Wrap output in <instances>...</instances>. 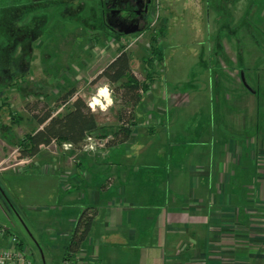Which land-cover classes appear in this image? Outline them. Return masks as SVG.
Segmentation results:
<instances>
[{"label":"crops","instance_id":"crops-1","mask_svg":"<svg viewBox=\"0 0 264 264\" xmlns=\"http://www.w3.org/2000/svg\"><path fill=\"white\" fill-rule=\"evenodd\" d=\"M161 25L164 32L160 41L168 27L164 20ZM90 39L102 41L104 49L116 46L119 53V43L113 37L97 33ZM130 41L131 45L137 40ZM161 83L152 84L142 94L135 107L136 125L124 143L98 152L82 148L52 153L48 150L53 143L27 158L17 157L15 149L16 162L7 167H3L8 159L6 147H0V173L18 166L27 170L39 159L45 164L41 173L46 170L56 172L54 177L60 175L58 202L62 206L55 218L65 219V224L60 230L49 231V246L44 248L37 240L44 264H264V159L253 155L264 129L245 146L230 139L225 148L217 140L219 146L209 152V132L202 135V148H195L196 142L185 137L187 132L181 137L183 145L179 132L168 128L177 120L174 107L180 105L182 97ZM164 116L169 120L163 122ZM139 120L144 125H139ZM255 120H246L241 127L235 123L237 131L240 128L241 133ZM171 137L176 140L171 142ZM186 142L194 145L189 147ZM121 146L126 149H119ZM71 152L75 161H71ZM207 153L222 156V161L216 156L211 159V154L206 157ZM130 154L135 162L124 161V155ZM163 155L170 156L169 164L162 162ZM108 157L114 162L103 171L107 178L102 179L98 170ZM230 165L235 167L233 171ZM90 207L96 210L90 232L79 252L64 259L77 220ZM6 243L0 239V245Z\"/></svg>","mask_w":264,"mask_h":264},{"label":"rangeland","instance_id":"rangeland-1","mask_svg":"<svg viewBox=\"0 0 264 264\" xmlns=\"http://www.w3.org/2000/svg\"><path fill=\"white\" fill-rule=\"evenodd\" d=\"M96 1L85 0L82 3V0H74L71 10L75 13L69 16L65 0H32L30 2L33 3L24 8L13 5L1 18L0 88L1 85H6L7 80L16 81L24 87L22 91L15 87L8 90L10 98L7 103L10 104L14 115L18 114L22 117L20 124H15L10 130H3L2 124L9 123V110L5 109L0 117V147H6L5 155L8 157L3 167L16 162L13 155L15 149L14 154L19 157L16 140L11 141V139L33 132L38 126L26 109L28 102L39 100L40 109H43L47 103L51 109H54V114L59 113L63 111V107L58 109L57 99L67 87L71 86L81 89L77 95H83L87 99L85 91H90L97 83L93 84L89 81L96 78L112 56L118 54L116 46L104 49L102 41L96 43L90 39L91 35L82 30V15L89 9H95ZM210 3V0H160L159 21L153 24L152 32L144 33L136 43L128 47V51L134 54L132 60L136 69L135 74L143 80L145 77L143 67L138 66L143 63L140 58L147 53L149 37L154 33L153 30H158L163 20L166 22L167 33L160 41V46L165 52V60L156 67L161 73L160 80L163 87L182 97L180 105L174 107L173 116H177V120L168 128L179 132L182 144L181 137L187 132L185 137L193 143L195 141L197 149L205 145L202 135L206 136L205 134L209 132L210 137L206 145L209 147V152H214L215 147L219 146L217 140L222 141L223 144L220 145L226 148L225 141L229 144L230 139L237 138L236 134L240 133V128L237 131L235 123H239L241 127L244 121L255 120L257 96L245 92L241 94V91L234 93V89L241 88L242 73L239 74V67L236 66L237 51L234 44L228 39L224 40L225 53L228 57L222 54L216 59L211 55L210 48L215 31L213 20L216 13L211 10ZM244 6L245 2L241 1L232 9L236 21L242 15ZM260 9L254 8L253 17L260 11V26L264 29V4H261ZM89 11L90 14H94ZM154 17V11L151 9L147 16L148 21L154 20ZM137 36L136 33L131 34L129 39L134 41ZM248 46L250 47L249 43ZM249 52L254 55L252 57L254 61L253 49ZM233 66L236 67L232 68ZM260 68L258 71L263 78L261 82L264 83V64ZM9 77L12 79H8ZM226 78H229L228 81L223 82ZM99 81L104 82L105 79ZM113 95L114 103L111 111H106V114L99 110L95 112L100 113L105 129V132L98 133L106 134L101 138L108 140L114 137L119 126L117 112L121 109L119 96ZM144 103L147 104L146 101ZM143 106L145 105H141ZM140 120L139 125H144ZM167 120L169 117L164 116L163 122ZM226 127L233 133V137L227 135ZM170 140L174 142L176 138L171 137ZM259 140L253 155L255 159L263 160V135ZM193 143L187 145L190 147L194 145ZM83 146L82 148L85 149ZM122 146L119 149H126ZM74 149L77 148L65 150L62 146L53 144L48 151L58 153L60 150H72L73 152ZM72 152L70 153L72 158L69 157L71 161H75ZM133 154L124 155V161L135 162L132 159ZM210 154L211 159L216 156L222 161V156L215 153H207L206 157ZM167 158L164 157L165 161L162 160L165 165L170 163ZM113 162L110 157L106 159L102 169L98 170L100 178H107L103 171L107 172V168L111 167L110 163ZM136 163L140 162L136 161ZM44 165L37 159L34 165L27 166V170L18 166L0 173V226L9 228L23 239L28 248V256L35 264H44L37 240L44 248L49 246V231L60 230L59 226L63 228L65 224V219L55 218L58 208L62 206L58 202L60 189L57 183L60 175L56 174L57 177H54L56 172L49 174L45 172L46 170L41 173L40 169ZM231 168L232 171L235 169L234 166ZM256 207L263 208L260 205Z\"/></svg>","mask_w":264,"mask_h":264},{"label":"trees","instance_id":"trees-1","mask_svg":"<svg viewBox=\"0 0 264 264\" xmlns=\"http://www.w3.org/2000/svg\"><path fill=\"white\" fill-rule=\"evenodd\" d=\"M30 1L32 0H0V20L4 16L5 11L12 8L13 5L16 4L24 8V6H29L33 3ZM65 1L67 13H69V16H73L75 11H72L71 8L74 0ZM112 1L97 0L96 4H94L97 10L96 8L89 9L94 14H90L88 10L87 13L82 15L83 32L91 36L96 33H104L106 36L113 37L119 43L118 55L91 81L94 84L104 78L111 83L114 90L113 94L118 95L120 99L121 109L117 112L119 126H117L114 137L108 140L107 146L124 143L129 139L132 129L136 125L135 107L140 103L142 94L149 91L152 84L161 79V73L156 66L163 64L165 60L164 50L160 46V36L164 32V26L160 25L159 29L153 30L154 33L149 37L147 53L143 57L142 67L145 77L143 80L138 78L134 72L132 53L128 51L131 42L128 39L129 36L111 28L106 22L105 13L109 10L107 6ZM241 1L245 2V6L242 15L236 21L232 9L236 8ZM84 2L85 0H82V3ZM107 2L109 5L106 4ZM210 2L211 10L216 13L213 20L215 31L211 42V55L216 59L222 54L226 55L225 39L234 44L237 51L236 66L239 67V74L243 72L246 81L245 85L241 77V88L234 89V93L241 91V94L245 92L253 94L255 97L257 96L255 123L248 126V128H244L241 133L236 134L237 138L234 137L245 146L249 138L264 129V83L261 82L263 78L258 71V68L261 69L260 66L264 64V29L260 26V11L259 14L253 17L254 8L258 7L261 10L260 6L264 4V0H210ZM153 6L154 0H151L147 16ZM137 8L138 6L135 5L133 0H128L125 16L134 18V10ZM147 31L152 32L150 20L145 29L136 34H144ZM250 49H253L255 53L254 61H252L254 55L252 56V53L249 52ZM229 78L224 79L223 82L228 81ZM8 79L11 80L12 77ZM5 84L1 85L0 88V117H2L5 109L9 110L10 124L2 125L1 128L10 130L22 118L20 115L12 113L10 104L7 103L10 98L8 90L15 87L17 90L22 91L24 87L16 81L9 82L7 80ZM77 93L78 88L69 87L59 96L56 106L58 108L63 106V111L56 114H54V109H51L47 103L43 109H40L39 100L26 104L27 111L33 116L40 128L26 133L22 138L16 140L20 158L33 157L40 152L43 146H50L53 143L59 146H62L63 143H71L75 148L81 149L89 134L101 132L104 125L101 121L100 113L91 111L85 104V97L77 95ZM39 111L43 113L41 114ZM246 124H248V121ZM225 130L228 136L233 137V133L227 127ZM103 135L104 137L106 136V134L101 133V136ZM95 214L96 210L94 207L84 210L81 214L66 247L64 259L75 256L79 252L90 232ZM20 245L25 247L22 241Z\"/></svg>","mask_w":264,"mask_h":264},{"label":"built area","instance_id":"built-area-1","mask_svg":"<svg viewBox=\"0 0 264 264\" xmlns=\"http://www.w3.org/2000/svg\"><path fill=\"white\" fill-rule=\"evenodd\" d=\"M152 10L154 11L155 17L154 20H150L151 28H153V24L157 23L160 19V0H154ZM142 35L143 33L138 35L134 42L136 40L138 41ZM101 137V133L98 132L89 134L83 144L85 150L98 152L104 149L107 146L108 139H103ZM89 145H94L95 150L93 151ZM62 148L70 150L75 147L71 143H63ZM0 239L7 242L6 245H0V264H34L32 259L28 256L27 248L21 247L20 237L14 234L9 228L0 226Z\"/></svg>","mask_w":264,"mask_h":264},{"label":"clouds","instance_id":"clouds-1","mask_svg":"<svg viewBox=\"0 0 264 264\" xmlns=\"http://www.w3.org/2000/svg\"><path fill=\"white\" fill-rule=\"evenodd\" d=\"M113 88L111 83L105 80L104 82L97 81L90 91H85L87 99L85 100L86 106L93 112L107 111L114 103ZM94 151L95 146L89 145Z\"/></svg>","mask_w":264,"mask_h":264},{"label":"flooded vegetation","instance_id":"flooded-vegetation-1","mask_svg":"<svg viewBox=\"0 0 264 264\" xmlns=\"http://www.w3.org/2000/svg\"><path fill=\"white\" fill-rule=\"evenodd\" d=\"M133 2L135 3V5L138 6V8L134 10L135 11V17L134 18H130L128 16H125V12H126L125 8H126V5L128 3V0H113L110 5L107 2L106 4L109 5V6H107L109 8V10L106 11V13H105L106 22L110 21L111 23L116 24L117 22L120 21V19H123V20L129 22L135 18H138L140 20V25L146 26L148 23L147 13L149 11V8H147V11H145L146 7L144 8V5H145L144 2L137 3V0H133ZM149 4H148V7H149Z\"/></svg>","mask_w":264,"mask_h":264},{"label":"water","instance_id":"water-1","mask_svg":"<svg viewBox=\"0 0 264 264\" xmlns=\"http://www.w3.org/2000/svg\"><path fill=\"white\" fill-rule=\"evenodd\" d=\"M140 2H144L145 6H146L145 11H147L148 4L151 2V0H137V3H140ZM107 23L109 24V26L111 28H113L116 31L123 33L125 35H131L134 33H138V32L145 29V26L140 25V20L138 18H135L129 22L125 21L123 19H120V21L117 22L116 24H113L110 21ZM241 77H242L244 84L246 85V81H245V77H244L243 72L241 73Z\"/></svg>","mask_w":264,"mask_h":264}]
</instances>
